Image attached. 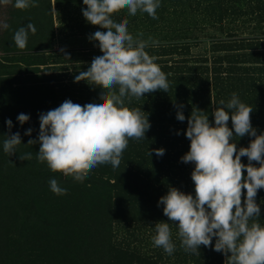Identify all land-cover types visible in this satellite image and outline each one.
<instances>
[{
	"label": "trees",
	"instance_id": "trees-1",
	"mask_svg": "<svg viewBox=\"0 0 264 264\" xmlns=\"http://www.w3.org/2000/svg\"><path fill=\"white\" fill-rule=\"evenodd\" d=\"M54 5L60 11L84 4L83 0H55ZM8 12L4 22L10 28L16 23L15 11ZM156 15L158 19H152L138 11L130 16L124 9L113 17L117 22L126 18L134 38L143 33L140 39L148 42L145 51L157 58L155 63L169 82L168 92L158 90L125 102L129 108H141L151 127L144 139L129 140L118 167L98 165L83 182L76 181L37 161L40 145H28V141H38L40 126L7 129L20 134L21 145L10 156L11 166L4 169L6 184L15 175L22 182L32 177L43 182L55 179L63 188H74L81 195L89 191L102 193L109 201H21L31 209L18 212L14 235L0 240V264H227V257L214 251L215 238L212 246L201 245L199 254L185 252L174 224V253L169 256L154 246L155 224L169 223L164 206H158L160 198L169 188L195 196L191 180L195 166L181 161L190 150V140L184 134L187 120L162 118L183 110H190L191 116L195 109L213 116L219 101L227 103L236 93L253 109L250 118L257 135L264 133V0H160ZM41 21L39 31L29 36L25 49H19L11 40L2 48L8 58L3 67L10 74L0 77V86L11 79H37L30 97L34 113L53 110L66 100L81 106L101 103L103 89L86 81L76 82L75 77L102 55L98 42L90 37L106 30L76 22L70 27L73 34L90 40L84 45L56 49L51 0L46 2ZM251 24L253 31L247 27ZM217 27L229 30L227 39L209 36L218 54L210 59L191 54L192 45L202 42V33ZM3 92L15 94L13 89ZM36 117H40L39 112ZM228 127L232 128L231 120ZM29 129L31 136L25 135ZM233 135L230 143H235L237 150L248 147L254 139L248 135L235 137L234 130ZM157 149H164V155L157 156ZM27 153L32 159L21 160ZM241 162L247 165V157ZM253 165L259 167L256 162ZM243 176H247L246 171ZM242 193L243 203L246 190ZM255 199L260 207L259 222L264 226V189L258 190ZM70 216L75 218L74 229L66 224ZM51 232L56 234L54 241L44 245L43 240L46 242Z\"/></svg>",
	"mask_w": 264,
	"mask_h": 264
},
{
	"label": "clouds",
	"instance_id": "clouds-1",
	"mask_svg": "<svg viewBox=\"0 0 264 264\" xmlns=\"http://www.w3.org/2000/svg\"><path fill=\"white\" fill-rule=\"evenodd\" d=\"M0 3L11 4L19 10L38 6L35 0H14V3L0 0ZM83 4L86 22L106 31H96L90 37L98 42L102 55L95 57L75 81L101 87L102 102L81 106L71 100L64 101L59 107L40 114L38 141H28V145L39 143L36 153L39 163H46L52 172L80 182L98 165L118 167L129 140L144 139L150 129L141 108H129L125 102L169 89L166 74L155 63L157 58L145 51L148 42L140 39L143 33L134 38L128 31L126 18L120 22L113 18L127 9L130 16L140 11L158 19L156 10L160 0H83ZM0 27L6 29L9 25L0 22ZM29 32L33 35L36 32L30 22L15 32L16 47L26 48ZM219 105L213 112L214 126L205 112L196 109L187 120L184 134L190 140V150L181 161L195 166L191 173L195 196L169 188L160 198L158 206H164L163 214L169 223L155 224L153 243L171 256L176 248L171 232L174 224L185 252L199 254L200 246H212L215 238L214 251L223 253L227 264H264V226L259 222L260 207L255 199L258 190L264 189V133L257 135L250 118L253 109L242 103L236 93L227 103L221 99ZM17 119L23 125L30 118L20 114ZM176 119L185 120L182 111L177 112ZM6 123L11 130L12 121ZM233 130L235 137L248 135L254 139L248 147L237 150L236 144L230 143L234 139ZM31 134V129L25 133ZM5 137L3 150L11 156L21 145V137L18 132ZM164 151L157 149L155 154L163 156ZM242 157H247V165L241 162ZM20 159L31 160L32 154L27 153ZM49 184L56 195L66 194L67 190L57 180L52 179ZM242 190H246L243 203Z\"/></svg>",
	"mask_w": 264,
	"mask_h": 264
},
{
	"label": "rangeland",
	"instance_id": "rangeland-1",
	"mask_svg": "<svg viewBox=\"0 0 264 264\" xmlns=\"http://www.w3.org/2000/svg\"><path fill=\"white\" fill-rule=\"evenodd\" d=\"M38 4L37 7H29L24 10H19L14 8L11 4L4 5L0 3V22L5 23L4 21L9 17L10 11H15V20L16 23L12 25L10 28H2L0 27V77H6V73L10 74V71L3 67L5 64V60H8L3 54L2 48L6 45V43L11 40L14 42V34L15 32L22 26H25L30 22L35 25L36 32L39 31L41 25L39 24L41 21V16L44 11V7L46 5L47 0H35ZM55 0H51L52 5V15L53 22L56 27V38H55V47L56 49H62L70 46H80L86 44L90 39L83 35H74V31L70 30L71 26L77 23H82L84 25L88 24L82 14V9H86L85 5L82 6H66L60 11L55 8L54 5ZM14 3V0H13ZM10 8V9H9ZM41 13V15H39ZM42 22V21H41ZM7 23V22H6ZM68 25V27H67ZM250 31H253V24L248 26ZM35 32V33H36ZM229 30L226 28L221 29L217 27V29H210L209 31H204L202 33V42L199 44L192 45L191 54L194 56H198L202 59L208 58L210 59L214 55H217L214 51L213 44L208 41L210 35H217L221 39H227ZM30 35H33L29 32L28 38ZM246 35V34H245ZM244 37V36H243ZM2 39H4L2 41ZM10 42V41H9ZM223 55V53H219ZM9 84H5L3 87L0 86V240H2L3 236H13L16 230V219L17 214L20 211L31 209L29 208V204L26 202L21 203V201H109L107 197L102 193H96L93 191H89L83 193L82 195L78 193V191L74 188H64L67 190L65 195H56L50 189L49 182H43L42 179L37 177H32L31 179L26 181H21L17 175L12 176L9 180V184H6V174L4 173V169L11 166L12 161L10 160V156L4 152L3 150V142L6 139L5 136L12 135L10 131H7V121H12V128L15 127H39L40 120L36 117V113L45 114L47 112L43 111H34L31 109V91L34 87L37 86V79H30L24 77L23 80L13 81L12 79L7 81ZM12 87V88H11ZM13 89L15 94L9 92H3L2 90ZM16 105V108L13 106ZM185 116V120H188L190 110L182 111ZM20 114H25L29 116V121L23 125H21L18 121V116ZM165 120H177L176 116H169L162 118ZM208 119L210 124L214 125V116L208 115ZM61 187V186H60ZM63 188V187H62ZM81 196V198H79ZM75 218L70 216V219L66 222L70 228L74 229ZM53 235H52V234ZM50 236L46 238V242L44 245L52 244V240L56 237L55 233L51 232ZM43 236H47L42 233ZM41 235V237H42Z\"/></svg>",
	"mask_w": 264,
	"mask_h": 264
}]
</instances>
